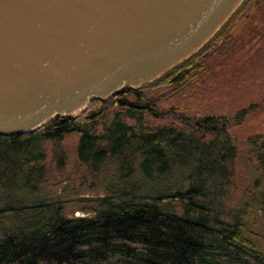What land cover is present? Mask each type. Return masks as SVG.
<instances>
[{
    "label": "trees",
    "instance_id": "trees-1",
    "mask_svg": "<svg viewBox=\"0 0 264 264\" xmlns=\"http://www.w3.org/2000/svg\"><path fill=\"white\" fill-rule=\"evenodd\" d=\"M255 6L258 23L262 22L264 0H247L198 54L145 87L171 88L178 93L194 85L209 53L217 50V43ZM147 88L126 87L104 102L92 99L76 117H55L31 133L0 135V149L26 142L11 158L0 162L13 166L12 156L20 154L25 158L21 167L30 170L29 162L37 158L42 142L62 141L79 133L81 162L98 170L106 160L114 161L121 192L98 200L99 209L93 217L68 218L59 207L33 206L31 220L0 238V264H264V252L246 237L257 214L264 218L263 135L245 143L249 181L233 222L223 220L221 210L234 174L231 166L240 154L229 129L246 122L251 110L243 109L232 117L182 115L187 128L183 124L146 130L143 115L158 118L162 114L142 94ZM114 108L123 112V118L140 123L132 126L117 114V122L101 136L92 132L96 121ZM87 122H92L93 128ZM224 138L225 148H221L219 140ZM176 169L188 170L186 187L161 184L158 191L142 195V183L136 182L138 173L141 180L162 182ZM31 172L37 174L34 167Z\"/></svg>",
    "mask_w": 264,
    "mask_h": 264
},
{
    "label": "water",
    "instance_id": "water-1",
    "mask_svg": "<svg viewBox=\"0 0 264 264\" xmlns=\"http://www.w3.org/2000/svg\"><path fill=\"white\" fill-rule=\"evenodd\" d=\"M247 0H0V135L73 118L198 54Z\"/></svg>",
    "mask_w": 264,
    "mask_h": 264
},
{
    "label": "rangeland",
    "instance_id": "rangeland-1",
    "mask_svg": "<svg viewBox=\"0 0 264 264\" xmlns=\"http://www.w3.org/2000/svg\"><path fill=\"white\" fill-rule=\"evenodd\" d=\"M258 14V6L252 7L244 15L247 17L238 19L230 34L217 43V50L210 52L206 59L203 57L205 68L194 85L178 93L171 92V88L144 87L147 89L142 93L154 102L156 111L162 113L158 118L143 115L142 126L146 130L182 126L186 123L182 115L232 117L243 109L251 110L246 122L229 129L240 154L231 166L235 168L234 174L221 201L222 219L227 222H233L248 186L250 161L245 143L252 137L264 136V11L260 23ZM117 114L120 120L132 126L140 123L123 118V112L114 108L104 119L96 121L92 132L101 136L105 128L117 122ZM87 124L90 127L93 123ZM182 127L187 128V125ZM80 139L81 134L72 133L62 141L42 142L37 158L29 162L37 174L31 172V167L30 170L21 167L25 158L20 154L12 156L14 168L0 162V238L31 220L33 206L59 207L68 218L93 217L99 209L98 200L120 195L117 164L108 159L98 170L83 164L79 157ZM225 141V138L219 140L221 148H225ZM21 143L1 148L0 160L20 151ZM176 170L173 178L162 182L159 179L148 182L143 177L141 180L138 173L136 182L140 186L142 183V195L146 191H158L161 184L186 187L184 179L188 170ZM24 185L30 189L21 188ZM246 237L264 252V218L260 214L250 225Z\"/></svg>",
    "mask_w": 264,
    "mask_h": 264
}]
</instances>
